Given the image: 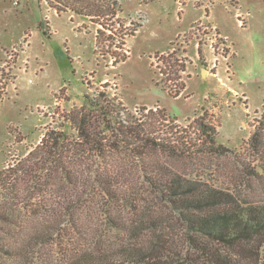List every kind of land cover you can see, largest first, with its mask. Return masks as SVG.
<instances>
[{
  "label": "trees",
  "instance_id": "1",
  "mask_svg": "<svg viewBox=\"0 0 264 264\" xmlns=\"http://www.w3.org/2000/svg\"><path fill=\"white\" fill-rule=\"evenodd\" d=\"M44 1L99 26L98 40L126 41L142 27L120 21L123 0ZM164 88L178 97L184 86ZM85 99L75 136L47 132L0 176L3 186L39 191L45 208L57 189L59 208L34 232L38 244L63 243L61 264H264V113L234 151L204 116L184 128L158 106L131 111L118 94ZM27 246L7 248L12 264L44 260Z\"/></svg>",
  "mask_w": 264,
  "mask_h": 264
},
{
  "label": "rangeland",
  "instance_id": "2",
  "mask_svg": "<svg viewBox=\"0 0 264 264\" xmlns=\"http://www.w3.org/2000/svg\"><path fill=\"white\" fill-rule=\"evenodd\" d=\"M120 21L142 27L126 41L98 40L99 26L44 0H0V176L47 132L75 136L86 95L103 91L131 111L165 109L184 128L204 116L219 144L241 151L264 113V0H123ZM166 82L184 89L173 97ZM1 181L0 264H12L7 248L24 244L43 252L29 261L61 264L66 246L33 236L59 208L57 189L45 193V208L39 191Z\"/></svg>",
  "mask_w": 264,
  "mask_h": 264
}]
</instances>
